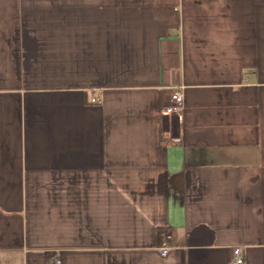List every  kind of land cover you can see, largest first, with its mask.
<instances>
[{"label": "crops", "instance_id": "1", "mask_svg": "<svg viewBox=\"0 0 264 264\" xmlns=\"http://www.w3.org/2000/svg\"><path fill=\"white\" fill-rule=\"evenodd\" d=\"M237 248L264 264V0H0V264Z\"/></svg>", "mask_w": 264, "mask_h": 264}, {"label": "built area", "instance_id": "2", "mask_svg": "<svg viewBox=\"0 0 264 264\" xmlns=\"http://www.w3.org/2000/svg\"><path fill=\"white\" fill-rule=\"evenodd\" d=\"M185 109V96L184 88L176 89L171 95V103L169 106L163 109L164 116H170L173 114L182 115ZM171 236H167L164 246L158 249L161 256H167L170 254L172 247L170 245ZM49 264H63L62 255L60 251H54L52 257L49 260ZM231 264H245V254L241 248L234 250Z\"/></svg>", "mask_w": 264, "mask_h": 264}]
</instances>
